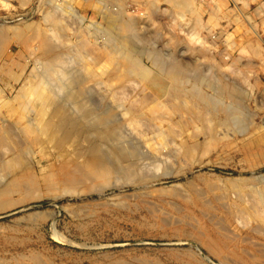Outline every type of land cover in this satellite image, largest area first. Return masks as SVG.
Masks as SVG:
<instances>
[{"label": "rangeland", "instance_id": "obj_1", "mask_svg": "<svg viewBox=\"0 0 264 264\" xmlns=\"http://www.w3.org/2000/svg\"><path fill=\"white\" fill-rule=\"evenodd\" d=\"M104 1L0 0V118L14 141L0 143V264H264V0ZM105 11L120 12L123 21L132 17L136 45L165 59L170 55L185 73L175 98L158 94L134 74H113L119 65L107 50ZM49 28H55L51 37L64 73L86 79L74 88L86 97L93 91L106 95L115 104L113 113L125 108L142 117L121 131L119 147L133 155L121 166L131 163L152 173L148 142H164L169 152L158 161L172 163L169 175L132 184L117 174L119 186L98 194L89 189L98 183L84 158L79 162L73 155L66 162L48 143L27 144L15 131L20 93L35 75ZM139 58L152 71L151 60ZM215 80L221 93L210 83ZM192 82L202 96L212 95L216 112L193 98ZM229 85L238 87L239 93H231L236 98L224 90ZM228 111L240 121L247 118L243 131Z\"/></svg>", "mask_w": 264, "mask_h": 264}, {"label": "bare ground", "instance_id": "obj_2", "mask_svg": "<svg viewBox=\"0 0 264 264\" xmlns=\"http://www.w3.org/2000/svg\"><path fill=\"white\" fill-rule=\"evenodd\" d=\"M19 1H21V3H25V2H28L29 0H19ZM48 4H49V2H48ZM107 5H108V3H107ZM59 8H60L59 10H61V7H59ZM55 9H56V7H55ZM105 10H106V8H105ZM107 10H109V9L107 8ZM111 10H113V9L111 8ZM49 11H50V9H49ZM54 11H57V10H54ZM119 11H120V9H119ZM113 12L108 11L106 13V11H105L104 12L105 14L103 15V17H105V20L103 22L106 21V25H107L106 32L110 36L109 40L107 39L108 40L107 43L109 46V47H107V50L109 48L110 52L113 51V54H115V56H116L115 62H117L119 65V69L112 70L113 74L118 78H122L126 74H131V75L134 74V76H137L138 78H140L142 80L148 81L150 83L149 85H151L158 92V94L164 93L166 95V97L168 95V96H170V98H175L176 95L181 91V88H182L183 83H184L183 77H185V73L179 69L180 67H178L175 63H173L169 59L170 55L168 56V58L165 59L161 55V53H158L157 51L148 49V47H146L145 45L143 46L141 44V45L137 46L136 41L138 38L136 39V37H138V36L135 37L134 36L135 32L132 33V28H133L132 17H127L128 20L123 21L121 18L120 12H117V13H113ZM50 18L51 17L48 14H46L43 17L44 21L47 23H50ZM93 25H95V24H93ZM30 26H31V24H29V25L26 24L27 28H29ZM54 29L49 28L48 34L46 35V37L43 38V36H41L43 39L39 44L40 49L38 48L40 54H39V58L37 57V59H36L37 60L36 61L37 67L35 68L36 69L35 75L33 74L34 76H32V80L29 81L27 83V85H25L24 90L22 88L23 91H21V92H23V93H20V99H22L21 100L22 104L18 103L17 105H18V107H20L21 114L19 113L20 115H18V117H17L18 122L14 123L15 124L14 125L15 131H17L19 134H21L26 139V141H28L27 144L28 143L30 145L40 144V146H41V144L48 143L49 146H51V148L57 154V157L63 159L66 162L71 161L70 157H73V155L76 157L77 161H79V162H80L81 158H84L85 160L83 162H84V164L86 163L85 166L87 165V167H85V168L88 169L87 171H90L91 174H89V175L92 177V180L94 179L98 183V184L90 186L89 189L92 191L95 190L94 192H98V194L107 188L113 189L116 186H119V185H116L117 174L123 176L122 179L123 178L129 179V181L134 180V182H137V184H142V183L144 184L145 181H147V180L148 181L152 180V179L156 180L155 178L158 179L160 177H164L166 175H169L170 173L168 172V170H170V168H172L171 167L172 163L171 162L169 163L166 161H161V162L158 161L160 154L164 153V151H168V150H166L167 144H165L164 142L163 143H155L154 142L156 146L154 144H152V143L150 144V142H148L150 145L149 147H151V150H152L150 153L148 152L149 153L148 155L154 157L153 161L150 162V163H152L151 166L153 168L154 173L153 172L152 173L146 172L147 170H145L144 166H143L144 169L142 167V169H139L138 171H136L134 169L136 166H134V164L132 165L131 163H128L127 166H125V167L121 166V163L126 162V160H127L126 158L128 156L132 155V154L129 155L128 152H125L124 150L121 149V147H119V145L122 141L121 140V138H122L121 137V131L124 130V126H126V125L132 126V124L136 121V119L141 117V116H138L135 113H133L130 110L125 109V108L122 109V112H123L122 114H119L116 112L113 113L114 109L116 110V108L114 106L115 104L113 105L112 102L106 101L105 100L106 95L105 96L104 95L103 96H100V95L95 96V95H93V93L95 91H93L91 93H88V96L86 97L85 96L86 91L79 89V87L74 88L73 84L75 82H79L80 84H83L86 79L84 80L83 78H81V77L79 78V76H77L79 78V80L78 79L75 80L74 77L67 76L66 75V74H68L67 72L64 73V71H63L64 66L63 65L65 63H63V59L61 60V56H60V54H58L59 52L57 53V51H60V50H58L57 42H55L56 38H54V39L52 38V37H56L55 33H53ZM95 29H96V27H95ZM97 33L98 32L96 31L95 34H97ZM49 36L50 37L52 36V37L50 38ZM100 38H101V36H100ZM111 41H113V42H111ZM61 50H64V49L62 48ZM62 53H63V51H62ZM67 53L69 55V52H67ZM80 54H78V55H80ZM70 55H71V53H70ZM73 55H74V53H73ZM78 55H77V57H78ZM75 57H76V55H75ZM139 57H141V60H142V57H145L147 60L148 59L151 60L152 68H153L152 71L143 67L140 64V58ZM171 58H173V57H171ZM76 60L77 59L75 58V61ZM77 61H79V60H77ZM94 61H96V60H94ZM65 62L67 63V61H65ZM77 64H78V62H77ZM83 64H84V62H83ZM69 66H71V65L69 64ZM102 66L101 65L98 66L99 70ZM71 67H73V66H71ZM105 69L106 70L103 69L104 71L102 70V72H106L107 68L105 67ZM99 72H101V71H99ZM108 72H110V71H108ZM190 72H192V71H190ZM86 74H87V72H86ZM212 75H214V74H212ZM86 76H91V75H86ZM195 77H194V80L196 82ZM217 78L218 77H216V79ZM91 81L94 82V80H91ZM197 81L199 83V79ZM200 81L208 84V81H206L205 79H200ZM195 82H192L194 84L191 86V89L189 90V92L191 93L193 98L195 100H197L198 102H202L205 106H208V107L211 106L214 109V107L217 106V102H215L216 100H214V102L212 100H210V97L212 95L209 98L204 97L205 95L202 96L201 91L199 89L200 86L199 87H198V85L196 86L197 83H195ZM210 83H212L214 85V88L216 89L217 92L221 93L223 91V88L221 87L220 81L215 80V81L210 82ZM96 84H97V82H96ZM224 90L225 91L227 90L228 94H231V93L233 94V93H237V92L239 93L238 87L237 88H234V87L231 88V85H229L228 87L227 86L224 87ZM96 92H98V91H96ZM182 92H183V90H182ZM182 92H181V94H182ZM189 92H187V93H189ZM234 96H233V98H236L237 94H235ZM190 98L192 99L191 96H190ZM212 99H214V98H212ZM109 100H110V98H109ZM222 100H223V98H222ZM233 101H235V100H233ZM235 102H237V101H235ZM19 104H21V105L19 106ZM100 104H102V105H100ZM221 105H219V107ZM100 107H102V111L97 112L98 110H100ZM234 110H237V109H234ZM219 111H221V110H219ZM18 112H19V110H18ZM215 112H216V110H215ZM225 113H227V112H225ZM228 115L232 116L233 112L228 111ZM237 115H239V114H236V116ZM236 116H232L234 118V120L232 121L233 122L232 124L235 123V125H237V128L241 131V129H242L241 121L245 123L244 119L247 120V118L244 116V119L242 118V120L240 121L239 120L240 117L238 118V116H237V118H236ZM3 118H0V143H1V140H5V142L7 140L8 143H11L13 141V138L11 140V136H10L11 134L8 133V131L6 130L7 129L6 127H5L6 129L3 128V126H4L3 124L5 122V120ZM233 118H231L230 121ZM5 119H6V117H5ZM224 120H226V119H224ZM149 122H151V121H149ZM146 126H147V124H146ZM153 126H154V123H153ZM147 127H149V126H147ZM245 127L246 126H244V128ZM125 128L127 129V127H125ZM244 128L242 129V131L244 130ZM146 129H148V128H146ZM154 131H155V129H154ZM155 133L153 134L154 137H156L159 140H163V137L160 138L159 135L155 136ZM209 137H210V135H209ZM104 144L109 149H106V150L103 149L102 145H104ZM135 145H136V143H135ZM130 146H131V144H130ZM136 146H139V141H138V144ZM43 147H45V145ZM131 147H133V146H131ZM144 147L142 146V148H144ZM139 148H141V147H139ZM45 149H48V148H45ZM135 150H136V147H135ZM43 151H44V149H43ZM45 151L47 152V150H45ZM170 151H171V149H170ZM138 152H140V151H138ZM19 153H20V150H19ZM25 153H27V152H24V154ZM29 154L30 153H28V156H29ZM135 154L136 153H134V155ZM142 154H143V151H142ZM25 155H27V154H25ZM78 157L80 159H78ZM172 157H174V156L171 155V158ZM177 157H179V156H177ZM138 158H140V157H138ZM146 158H148V157H146ZM149 158L151 161V157H149ZM162 158H163V156H162ZM81 162H82V160H81ZM132 162H134V161H132ZM74 163H76V161ZM80 164H83V163H80ZM84 164L82 166H84ZM131 165L134 168L131 167ZM73 166H75V165H73ZM82 166L80 167L81 169L83 168ZM174 166H175V164H174ZM140 167H141V165H140ZM146 167L148 168V166H146ZM152 168H150V169H152ZM141 170L142 171L145 170V172H142ZM159 170H161L162 173L160 172L161 175L157 176L155 174V172H157ZM87 171H85V173ZM2 175H4V174H1V176ZM85 176H86V174H85ZM88 176H87V178H90ZM71 179H70V181H72ZM83 180H85V179H83ZM119 181H121V184L124 182L123 180H119ZM2 182H0V183H2ZM125 182H128V181L126 180ZM154 182H156V181H154ZM124 184H122V185H124ZM151 187H153V186H151ZM146 189H147V186H146ZM137 190H135V191H137ZM147 192L148 191L145 192L146 195H148V193H149V192L148 193ZM154 192H155V190H154ZM161 195H162V193H161ZM164 195H165V193H164ZM134 197H135V195H134ZM259 197H261V196L259 195ZM259 197L257 196V198H259ZM1 200H3V199H1ZM260 200H262V199L260 198Z\"/></svg>", "mask_w": 264, "mask_h": 264}]
</instances>
